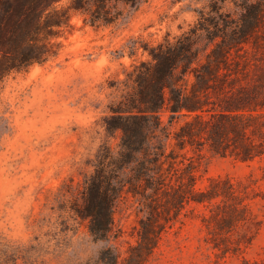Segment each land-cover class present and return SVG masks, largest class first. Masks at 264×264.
<instances>
[{"label": "trees", "instance_id": "1", "mask_svg": "<svg viewBox=\"0 0 264 264\" xmlns=\"http://www.w3.org/2000/svg\"><path fill=\"white\" fill-rule=\"evenodd\" d=\"M140 1L0 0V82L56 58L57 39L72 27L73 14L84 24L107 26ZM226 2L230 11L219 5ZM142 48L147 59L124 69V88L104 117L115 145L102 144L92 171L52 196L56 209L84 222L101 247L86 259L71 249L69 261L38 264H146L163 234L194 211L218 257L241 254L259 231L251 203L264 192L254 187L256 178L198 180L204 149L243 162L264 160V0H214L188 31ZM9 131L0 115V141ZM128 195L143 216L135 243L122 250L114 211Z\"/></svg>", "mask_w": 264, "mask_h": 264}, {"label": "rangeland", "instance_id": "2", "mask_svg": "<svg viewBox=\"0 0 264 264\" xmlns=\"http://www.w3.org/2000/svg\"><path fill=\"white\" fill-rule=\"evenodd\" d=\"M213 1L142 0L126 6L114 24L98 27L84 24L75 13L72 27L57 39L62 47L56 58L0 82V115L10 125L0 141V264L66 262L71 249H77L79 259L96 254L101 244L91 241L84 222L59 212L52 196L63 183L80 182L92 171L102 144L115 145L104 117L124 88V69L147 59L142 47L188 31ZM219 5L232 9L228 2ZM133 45L138 48L132 50ZM203 152L198 184L208 177H253L254 187L264 192V160L243 162ZM251 204L261 225L241 254L218 257L194 211L163 234L146 264L264 263V199ZM141 216L130 195L115 205L114 229L122 250L135 243Z\"/></svg>", "mask_w": 264, "mask_h": 264}]
</instances>
